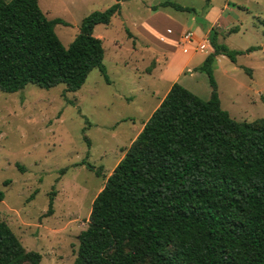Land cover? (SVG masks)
<instances>
[{
  "label": "trees",
  "instance_id": "trees-1",
  "mask_svg": "<svg viewBox=\"0 0 264 264\" xmlns=\"http://www.w3.org/2000/svg\"><path fill=\"white\" fill-rule=\"evenodd\" d=\"M120 1L82 17L63 46L53 31L63 21L47 19L37 0H0V91H75L93 68L108 82L92 31ZM166 6L191 10L169 0L151 9ZM207 40L212 50L195 70L209 97L170 85L93 198L71 264H264V118L236 121L220 108L211 63L243 51L218 44L212 28ZM39 260L0 220V264Z\"/></svg>",
  "mask_w": 264,
  "mask_h": 264
},
{
  "label": "rangeland",
  "instance_id": "rangeland-1",
  "mask_svg": "<svg viewBox=\"0 0 264 264\" xmlns=\"http://www.w3.org/2000/svg\"><path fill=\"white\" fill-rule=\"evenodd\" d=\"M114 1L37 0V5L47 19L63 21L53 31L66 46L82 17ZM163 1H120L107 25H94L108 82L93 68L75 91L62 84L0 91V220L26 251L40 254L38 264H71L93 198L163 91L146 73L155 56L165 59L164 51L156 53L125 30L138 35L137 26L146 25L167 44L180 28L207 37L212 27L218 44L243 51L234 62L216 55L211 63L220 108L236 121L264 118V0H169L191 10L159 7L150 18L151 6ZM248 47L254 49L245 51ZM192 55L177 83L205 100L207 76L195 67L206 55Z\"/></svg>",
  "mask_w": 264,
  "mask_h": 264
},
{
  "label": "crops",
  "instance_id": "crops-1",
  "mask_svg": "<svg viewBox=\"0 0 264 264\" xmlns=\"http://www.w3.org/2000/svg\"><path fill=\"white\" fill-rule=\"evenodd\" d=\"M152 12H153V14L150 16V18H154L156 16V14L158 13L157 9L152 10ZM209 13L207 14L206 18H208ZM217 17L218 16H216L215 18H217ZM207 20H209V19H207ZM212 21L213 20H211V21L209 20V21H207V23H211ZM105 25H107V24H105ZM186 30H188V29H181V28L178 29V31L174 35V39L173 38L171 39L173 42L170 41L167 44L163 43L164 38L162 35H158L157 37L151 36L154 31L153 30L149 31V29L146 25L145 26L144 25L143 26H140V25L137 26L136 32L139 33L138 35L135 33H132L131 31H129L128 34L126 33L129 37L135 36L138 39L142 38L141 40H145V42L150 45V48L153 51H155L156 53H162V51H164V53L166 55L165 59H162V58L160 59V57L155 56L154 66L151 68L149 73H146L147 77L151 78L153 80L152 82L154 84H156V88L158 87L159 84L163 85V91L159 95L157 100L155 101L152 108L150 109L149 114L158 105L159 101L165 95V93L169 89L170 85L173 82L177 83L181 74L183 73V71L188 69V64L191 60V57L193 56L192 55L193 52H198L199 54L203 53L205 55L208 53V51L210 52V49L206 50V51H202V52H200L196 49L197 44L201 42V39L203 37H202V35H197L193 31H191V33H192L191 40L183 41L181 39V35ZM165 31H166V33H170L171 29L166 28ZM207 31H208V29H207ZM154 44H156V45H154ZM174 53H177L179 55L174 57L172 55ZM168 55H170L171 57H168ZM198 65H200V64H198ZM165 82H167V84H165ZM154 91L155 90H151L150 93L154 94ZM149 114H148V116H149ZM146 118H145V120H146Z\"/></svg>",
  "mask_w": 264,
  "mask_h": 264
},
{
  "label": "built area",
  "instance_id": "built-area-1",
  "mask_svg": "<svg viewBox=\"0 0 264 264\" xmlns=\"http://www.w3.org/2000/svg\"><path fill=\"white\" fill-rule=\"evenodd\" d=\"M191 38H192V33H191V31H189V30L184 31V32L182 33V35H181V39H182L183 41L191 40ZM208 45H209V44H208L207 37H203V38L201 39V42L197 44L196 49H197L198 51L202 52V51H205V50H206V47H207Z\"/></svg>",
  "mask_w": 264,
  "mask_h": 264
}]
</instances>
